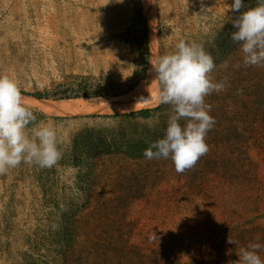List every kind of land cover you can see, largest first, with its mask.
<instances>
[{"label":"rangeland","instance_id":"374dc122","mask_svg":"<svg viewBox=\"0 0 264 264\" xmlns=\"http://www.w3.org/2000/svg\"><path fill=\"white\" fill-rule=\"evenodd\" d=\"M231 4L151 0V37L143 0H0V74L32 101L71 99L87 77L98 95L78 98L104 105L51 113L23 102L33 124L63 125V155L0 172V264H231L240 247L264 244V66H244ZM179 38L202 44L213 80L226 82L205 98L209 150L183 173L143 155L170 105L129 107L148 91L152 56Z\"/></svg>","mask_w":264,"mask_h":264},{"label":"clouds","instance_id":"9594fccd","mask_svg":"<svg viewBox=\"0 0 264 264\" xmlns=\"http://www.w3.org/2000/svg\"><path fill=\"white\" fill-rule=\"evenodd\" d=\"M231 10L238 13L232 19L235 31L231 32V39L239 45L244 66H264V0L247 7L244 0H232ZM227 66L225 62L223 67ZM217 67L202 44L183 38L178 39L173 51L152 63L157 99L170 105L171 110L163 138L144 150L147 160L170 158L175 170L183 173L208 152L205 138L215 118L210 115L211 105L205 98L226 87L225 81L215 82L211 76ZM36 120L23 103L17 81L0 74V172L22 163L52 168L62 158L63 125L52 121L33 124ZM261 249L264 244L249 242L239 248V258L231 264H264Z\"/></svg>","mask_w":264,"mask_h":264},{"label":"bare ground","instance_id":"6f19581e","mask_svg":"<svg viewBox=\"0 0 264 264\" xmlns=\"http://www.w3.org/2000/svg\"><path fill=\"white\" fill-rule=\"evenodd\" d=\"M143 4H144V11H145L146 15H148V25H149L148 31H149L151 37H153L154 29H153V22L151 19V15H152L151 14V12H152L151 11V0H143ZM150 46H151V51H152L153 47H154V43L152 42ZM152 55H153V53H152ZM153 62H154V59L152 56V59H151L150 65H149V70H148V84H149L148 91L145 93L142 92V93H144L143 96L137 102L135 101L133 104L131 102V105L129 104L130 105L129 107H132V108L148 107V106H152L155 101H158V99H157L158 85H157V82L154 80V73L151 71ZM141 85H142V83H141ZM91 99H93V98H71V99H63L60 101H47V100L32 101V100L22 96L23 102L28 103V105L29 104L41 105L48 112H51V113H62V112H68V113L74 112L75 113V111L79 112L82 110H88V111L93 110V109L97 108L98 105H101V107L104 106L102 104H99V102H97V103L91 102ZM95 100L96 99H94V101ZM124 102H126V101H124ZM122 105H123V103H122ZM126 106H124V107H126ZM119 107H121V106H119ZM122 108H123V106H122Z\"/></svg>","mask_w":264,"mask_h":264},{"label":"trees","instance_id":"16d2710c","mask_svg":"<svg viewBox=\"0 0 264 264\" xmlns=\"http://www.w3.org/2000/svg\"><path fill=\"white\" fill-rule=\"evenodd\" d=\"M139 12H137L138 15ZM143 24H145V22L143 21ZM146 34V33H145ZM144 48L147 50L148 46H147V42L145 41L144 44ZM80 81L79 83H77V87L75 89H71V93H65V95H63V98H78L81 96H91V95H98V93L96 91H93L92 89V84L88 82L87 77H79ZM35 97L40 98L41 94L40 93H34L32 94ZM150 109L146 108V109H141L137 111V114L139 115H146L148 113ZM129 114H133V113H129Z\"/></svg>","mask_w":264,"mask_h":264}]
</instances>
